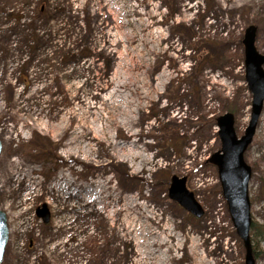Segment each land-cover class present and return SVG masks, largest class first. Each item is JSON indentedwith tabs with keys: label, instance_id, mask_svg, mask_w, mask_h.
Wrapping results in <instances>:
<instances>
[{
	"label": "rangeland",
	"instance_id": "rangeland-1",
	"mask_svg": "<svg viewBox=\"0 0 264 264\" xmlns=\"http://www.w3.org/2000/svg\"><path fill=\"white\" fill-rule=\"evenodd\" d=\"M250 26L264 54V0H0L1 264H245L208 158L219 116L239 137L250 121ZM245 160L264 226V111ZM172 175L203 217L165 194Z\"/></svg>",
	"mask_w": 264,
	"mask_h": 264
},
{
	"label": "water",
	"instance_id": "water-1",
	"mask_svg": "<svg viewBox=\"0 0 264 264\" xmlns=\"http://www.w3.org/2000/svg\"><path fill=\"white\" fill-rule=\"evenodd\" d=\"M245 45L246 81L253 93L251 117L242 136L235 130L232 113H225L217 118L218 135L221 149L216 151L209 161L217 166L222 194L228 205L233 226L242 239L246 254L245 264H256L251 241L252 213L249 193L252 168L245 160V152L252 143L259 119L264 110V54L256 46L255 27L250 26L243 40ZM3 149L0 140V154ZM169 198L178 202L185 210L197 217L204 215V208L195 198L194 192L187 187V177L172 175L168 188ZM37 214L49 221L50 213L47 206L37 209ZM9 240L7 215L0 210V264L4 259Z\"/></svg>",
	"mask_w": 264,
	"mask_h": 264
},
{
	"label": "trees",
	"instance_id": "trees-1",
	"mask_svg": "<svg viewBox=\"0 0 264 264\" xmlns=\"http://www.w3.org/2000/svg\"><path fill=\"white\" fill-rule=\"evenodd\" d=\"M210 51H211V50H210ZM197 52H200V49H198ZM207 53H208V51H207ZM215 55L217 56L216 53H215ZM199 57H200V56H199ZM198 59H200V58H197V59L195 60L194 65H196V63L198 62ZM218 59H219V58H218ZM170 140H171V139H170ZM164 192H166V193H165L166 195L168 194L166 190H164ZM261 226H262V225L252 223V232H251V236H252L251 239H252V242H253V240H254V236L256 237L258 234L261 233ZM262 227H263V229H264V226H262ZM253 245H254V244H253ZM109 250L111 251V248H109ZM253 253H254V255L256 256V254H257V250H256V248H254V246H253ZM109 256H110V255H109ZM125 258H126L125 256H121V258L119 259V261L123 262ZM114 264H119V263H114Z\"/></svg>",
	"mask_w": 264,
	"mask_h": 264
},
{
	"label": "bare ground",
	"instance_id": "bare-ground-1",
	"mask_svg": "<svg viewBox=\"0 0 264 264\" xmlns=\"http://www.w3.org/2000/svg\"><path fill=\"white\" fill-rule=\"evenodd\" d=\"M119 4V3H118ZM123 4V3H122ZM125 7V6H124ZM121 15V14H120ZM129 16V15H128ZM130 17V16H129ZM125 21H127V20H125ZM132 21V20H131ZM124 22V21H123ZM139 22V21H138ZM146 23V22H145ZM135 26V25H134ZM137 26V25H136ZM121 27V26H120ZM148 27V26H147ZM129 36V35H128ZM162 39V38H161ZM153 42V41H152ZM156 48H158V47H156ZM160 48V47H159ZM141 58V57H140ZM111 81V80H110ZM163 84V83H162ZM152 87V86H151ZM156 87V86H155ZM160 89V88H159ZM158 93V92H157ZM143 96V95H142ZM129 101V100H128ZM124 102V101H123ZM130 102V101H129ZM126 107V106H125ZM129 107H131V106H129ZM122 109V108H121ZM126 109V108H125ZM123 110V109H122ZM123 112V111H122ZM121 112V113H122ZM126 113V112H125ZM129 115V114H128ZM126 117V116H125ZM74 134V133H73ZM81 134V133H80ZM83 135V134H82ZM77 137V136H76ZM74 138V137H73ZM73 138H71V139H73ZM134 141L136 140V139H133ZM132 140V141H133ZM140 140V139H139ZM76 141V140H75ZM70 142V141H69ZM140 142V141H139ZM144 142V141H143ZM79 143V142H78ZM77 144V143H76ZM75 147V146H74ZM73 149V148H72ZM131 149V148H130ZM62 192V191H61ZM51 193V192H50ZM56 194V193H55ZM65 195V194H64ZM82 199V198H81ZM80 199V200H81ZM66 200V199H65ZM23 201V200H22ZM24 202V201H23ZM78 207V206H77ZM122 209V208H121ZM139 214V213H138ZM138 220V219H137ZM139 224V223H138ZM131 226V225H130ZM148 226V225H147ZM149 227V226H148ZM127 228V227H126ZM153 228V227H152ZM127 230V229H126ZM121 231V230H120ZM143 231V230H142ZM147 231V230H146ZM144 232V231H143ZM147 234H149V233H147ZM67 242H68V240H67ZM64 246V245H63ZM62 246V247H63ZM192 247V246H191ZM194 247V246H193ZM198 248V247H197ZM171 261V260H170Z\"/></svg>",
	"mask_w": 264,
	"mask_h": 264
}]
</instances>
